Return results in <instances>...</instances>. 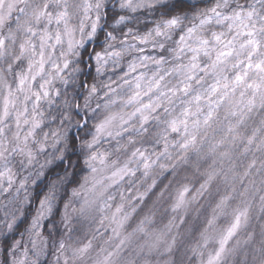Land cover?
Listing matches in <instances>:
<instances>
[{"label": "clouds", "instance_id": "clouds-1", "mask_svg": "<svg viewBox=\"0 0 264 264\" xmlns=\"http://www.w3.org/2000/svg\"><path fill=\"white\" fill-rule=\"evenodd\" d=\"M0 264H264V0H0Z\"/></svg>", "mask_w": 264, "mask_h": 264}]
</instances>
